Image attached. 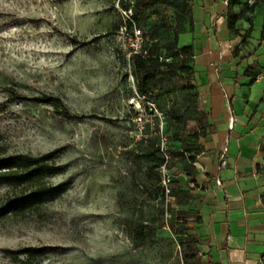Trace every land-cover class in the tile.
<instances>
[{
  "label": "rangeland",
  "instance_id": "374dc122",
  "mask_svg": "<svg viewBox=\"0 0 264 264\" xmlns=\"http://www.w3.org/2000/svg\"><path fill=\"white\" fill-rule=\"evenodd\" d=\"M171 1L136 10L135 0H0V156L60 150L56 163L65 167L63 174L47 178L63 185L61 194L24 217L0 219V264H23L8 251L30 247L55 250L27 264H174L180 245L169 226L186 220L197 236L198 199L181 196L178 207L172 204L183 189L182 164H169L174 178L169 198L159 168L148 174L162 157L161 137L173 147L175 135L190 132L189 114L178 103L192 88L184 74L161 75L147 95L162 113L156 116L138 99L136 70L122 35L131 30V17L146 48L164 47L179 21ZM262 29L259 18L249 50L258 66L264 65ZM183 39L180 46L188 44ZM248 44L240 42L236 49ZM161 57L169 54L163 49ZM46 96L61 98L82 118H65L49 105L30 102ZM140 106L147 120L142 130L136 122ZM16 192L0 186V204ZM162 212L166 226L136 248L126 222L157 227Z\"/></svg>",
  "mask_w": 264,
  "mask_h": 264
},
{
  "label": "crops",
  "instance_id": "0c3cea01",
  "mask_svg": "<svg viewBox=\"0 0 264 264\" xmlns=\"http://www.w3.org/2000/svg\"><path fill=\"white\" fill-rule=\"evenodd\" d=\"M189 1L192 12L178 47H192V91L178 105L189 114L184 138L193 150L172 159L182 164L183 184L172 204L178 207L181 196L198 199L196 234L205 261L264 264V65H256L249 51L259 18L264 39V7L249 9L248 0H237L231 8L238 17L235 33L228 0ZM182 37L186 46H180ZM245 40L249 47L236 49ZM172 145L181 151L174 137Z\"/></svg>",
  "mask_w": 264,
  "mask_h": 264
},
{
  "label": "trees",
  "instance_id": "16d2710c",
  "mask_svg": "<svg viewBox=\"0 0 264 264\" xmlns=\"http://www.w3.org/2000/svg\"><path fill=\"white\" fill-rule=\"evenodd\" d=\"M135 2L136 10H149L155 7L159 0H135ZM189 2V0L171 1V4H175V7L178 8L177 18L179 20L175 27V36L171 41L164 47L154 44L148 47L149 57L147 58L141 56L132 58L138 80V90L141 95L147 96L153 89L157 88L160 76L165 73L171 78L184 74V77L190 82L193 72L191 67L193 57L192 47H185L182 49L178 47L179 34L183 30L184 22L188 21L192 12V6ZM237 3V0H228L229 28L235 33L237 32L236 24L238 17L232 13L231 8ZM245 4L249 9H254L257 6L264 7V0H256L253 6H250L247 2ZM129 25L130 27L132 26L131 23H129ZM163 49L169 54L168 58H172L171 63L160 60ZM178 59H181V61L177 65L174 61ZM189 86L191 85L189 84ZM190 88H192V86ZM19 98L27 100L25 97ZM30 102L49 105L54 108L56 113L65 118H82L73 115L64 101L58 97L46 96L45 98L30 99ZM184 122L185 121L182 119L178 121L179 124H183ZM199 124L201 125L202 121H199ZM174 139L181 142V151H172V159L173 157H183L185 152L192 153L193 146L188 143L184 136L177 134L174 136ZM59 152L60 150H57L41 156L28 154L0 156V186L18 190V192L9 196L0 204V219L24 217L28 213L38 211L41 209V203L44 199L59 195L65 190L63 185L54 186L47 182L48 177H54L65 172V167L56 163ZM152 156H154V154L150 155V157ZM190 158L191 160L194 159L193 156ZM163 164V157L155 159V166L149 169L148 174L152 176L155 170L160 168ZM157 180L160 182V177H158ZM158 190H160V187ZM198 217L201 218L200 216ZM157 223V227H153L145 222H134L131 220L126 222V232L134 242L136 248L145 245L155 235L157 229L166 226L164 212L157 215ZM189 224L190 223L186 220H179L176 224L169 226L180 245V250L177 252L174 264H211L205 261L204 257L201 255L199 238L191 233ZM54 250L53 247H30L17 252L8 251V253H10L17 262L27 264V262L46 257ZM19 256H23V261L19 259Z\"/></svg>",
  "mask_w": 264,
  "mask_h": 264
},
{
  "label": "built area",
  "instance_id": "2783aa9c",
  "mask_svg": "<svg viewBox=\"0 0 264 264\" xmlns=\"http://www.w3.org/2000/svg\"><path fill=\"white\" fill-rule=\"evenodd\" d=\"M247 3L250 6H253L256 3V0H248ZM132 11L133 10L129 11L131 15H132ZM129 19L131 20L129 23H131L132 25L130 27L131 30L129 31L128 28H125V31H122V35L125 37L126 40H128V43H129L128 56L130 59H132L135 56H141L143 58H147L149 57V50L144 45L142 30L138 28L136 25L133 26L134 21L131 17ZM160 60L171 62L172 58L163 59L162 57H160ZM138 99L141 104H146L147 108L151 112H153L156 116L162 118V113H160L154 101L149 100L147 96L145 95H138ZM139 112H140V115L136 119V122H137L138 127H140V130H142L144 123L147 122L146 113L141 106H140ZM233 123H234V120L231 123V128H233ZM159 150L161 152L162 157L164 158V164L159 168V171L161 173V179H162L161 187L166 197L169 198L173 195V192H174V178L169 169V164L172 160V154H171V147L169 145V141L166 136L161 137ZM226 154H227V150H225L224 154L222 155V165L224 166L227 164Z\"/></svg>",
  "mask_w": 264,
  "mask_h": 264
}]
</instances>
